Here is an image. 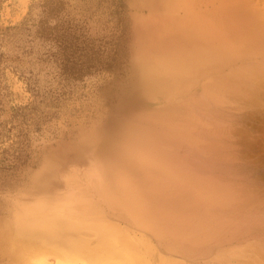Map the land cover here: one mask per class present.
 <instances>
[{
	"label": "rangeland",
	"instance_id": "374dc122",
	"mask_svg": "<svg viewBox=\"0 0 264 264\" xmlns=\"http://www.w3.org/2000/svg\"><path fill=\"white\" fill-rule=\"evenodd\" d=\"M188 1L0 0V264L117 261L93 228L137 218L179 264H264V41Z\"/></svg>",
	"mask_w": 264,
	"mask_h": 264
},
{
	"label": "bare ground",
	"instance_id": "6f19581e",
	"mask_svg": "<svg viewBox=\"0 0 264 264\" xmlns=\"http://www.w3.org/2000/svg\"><path fill=\"white\" fill-rule=\"evenodd\" d=\"M206 5L201 6L200 8L197 7L198 4H200V1L196 0L195 4H192L188 1V4L185 7V16H182L179 21L176 22V27L184 28L186 30H189L192 32L193 35H195L197 38L199 36L205 35L206 38L211 35L214 32V26L217 27V24L215 23V20H211V18L214 17L215 13L221 14L223 18H228V25H225L226 27H229L236 33L238 32L239 34L241 33V36H245V38L248 40V42H252V39L254 40H261L264 41V13L259 9L258 3H256L254 0H205ZM230 19L232 20V23L230 22ZM239 22L242 23V27L240 30L238 29L239 27ZM174 26V25H173ZM224 26V24H223ZM225 28V27H224ZM179 32V30H178ZM216 32V31H215ZM228 32V31H226ZM235 32H232L234 34ZM229 33V32H228ZM235 33V34H236ZM183 34V32H182ZM219 35V34H217ZM237 36V34H236ZM213 37V36H211ZM215 38V36H214ZM214 38L213 41H214ZM229 38V37H228ZM211 40V38L209 39ZM220 43L223 42H229L227 37L223 38L220 36L218 39L216 38ZM215 40V43L217 42ZM187 43V42H186ZM219 46V45H218ZM207 52V51H206ZM220 52V51H219ZM218 53V52H217ZM251 62V61H250ZM199 65V64H198ZM199 82V81H198ZM159 83V82H158ZM257 96H259L257 94ZM256 97V96H255ZM241 102V101H240ZM258 104V103H256ZM242 105V104H241ZM208 116V115H207ZM222 119V118H221ZM220 119V120H221ZM224 119V118H223ZM193 124V123H192ZM181 126V125H180ZM195 124L192 125V128H194ZM197 126V125H196ZM183 127V126H182ZM215 129V128H214ZM182 130V129H181ZM219 132V131H218ZM222 132V131H221ZM227 132V131H226ZM224 133V132H223ZM226 134V133H225ZM228 134V133H227ZM222 135V134H220ZM228 136V135H227ZM230 136V135H229ZM248 136V135H247ZM223 138V137H222ZM232 138V137H231ZM236 140V139H235ZM220 141V140H219ZM218 141V142H219ZM234 141V140H230ZM225 142V141H224ZM235 142V141H234ZM230 143V142H229ZM236 143V142H235ZM218 144V143H217ZM216 144V145H217ZM229 146V145H228ZM220 147V146H219ZM235 147V146H234ZM225 149V148H224ZM223 149V150H224ZM239 150V149H238ZM227 151V150H226ZM240 151V150H239ZM229 152V151H227ZM233 153V152H232ZM241 153V152H240ZM239 153V154H240ZM228 154V153H227ZM236 155V154H235ZM223 156V155H222ZM242 156V155H241ZM229 157H231L229 155ZM224 158V157H223ZM238 160L242 161V159H239L238 156L236 157ZM243 158V156H242ZM232 159V158H231ZM230 159V160H231ZM244 161L246 159H243ZM258 160V159H257ZM260 161V160H258ZM238 162V161H237ZM234 163V162H233ZM239 163V162H238ZM247 163V162H246ZM257 163V161H256ZM232 164V162H231ZM230 164V165H231ZM234 164H237L236 162ZM233 164V165H234ZM248 164V163H247ZM246 164V165H247ZM249 165V164H248ZM259 165V164H258ZM244 166V165H242ZM250 166V165H249ZM236 167V166H235ZM246 167H241L242 169L247 168ZM169 168V167H168ZM188 168V167H187ZM240 168V167H239ZM238 168V169H239ZM250 168V167H248ZM247 168V169H248ZM159 169V168H158ZM171 169V168H170ZM174 169V168H172ZM234 169V168H232ZM252 169V168H251ZM156 170V169H154ZM179 170V169H178ZM182 170V169H181ZM256 170V169H255ZM166 171V170H165ZM174 171V170H172ZM176 171V170H175ZM237 171V169L235 170ZM264 171V170H263ZM181 172V171H180ZM245 172V171H244ZM215 173V172H214ZM151 174V171H150ZM176 174V173H172ZM242 174V173H241ZM154 175V174H153ZM156 175V174H155ZM169 175V174H168ZM223 176V175H222ZM156 177V176H155ZM160 178V177H159ZM166 178V177H165ZM182 178V177H181ZM176 179V178H175ZM169 180V179H168ZM173 180V179H172ZM184 180V179H183ZM163 182V181H162ZM167 182V181H166ZM158 183V182H157ZM162 184V183H161ZM154 186V185H153ZM152 186V187H153ZM156 186V185H155ZM158 186V185H157ZM181 186V185H180ZM97 187V186H96ZM168 187V186H166ZM183 187V185H182ZM185 187V186H184ZM188 187V185H187ZM171 188V187H169ZM158 189V188H157ZM175 189V188H173ZM189 189V188H188ZM161 190V189H160ZM170 190V189H168ZM193 191L196 190V188L192 189ZM259 190V189H258ZM165 191V190H164ZM173 191V190H172ZM182 191V190H181ZM180 191V192H181ZM158 192V191H155ZM255 192V191H254ZM159 193V192H158ZM162 193V192H161ZM172 193V192H171ZM183 193V192H182ZM259 193V192H258ZM257 193V194H258ZM163 194V193H162ZM169 195V193H166ZM114 195V194H113ZM251 195V194H250ZM262 195V194H261ZM153 196V195H152ZM161 196V195H160ZM179 196V194H178ZM257 196V195H256ZM134 198L136 196H133ZM167 197V196H166ZM258 197H260L258 195ZM196 198V197H195ZM261 198V197H260ZM260 198L258 200H260ZM150 200V198H148ZM254 199V198H253ZM262 199V198H261ZM264 199V198H263ZM142 200V199H141ZM161 200H163L161 198ZM201 200V199H200ZM121 201V200H120ZM151 201H153L151 199ZM251 201V200H250ZM249 201V202H250ZM254 201V200H252ZM251 201V202H252ZM256 201V200H255ZM172 203V202H171ZM118 204V203H117ZM122 204V202H121ZM143 205V203L141 202ZM140 204V205H141ZM146 204V203H145ZM175 204V203H173ZM181 204V202L179 203ZM252 204V203H251ZM254 204V203H253ZM263 204V203H262ZM120 205V204H119ZM129 205V204H128ZM189 205V204H188ZM192 205V204H191ZM126 206V205H125ZM135 206V205H134ZM129 207L128 210L131 212L132 215L139 216L141 215V210L136 206L135 207ZM163 206V205H162ZM169 206V204H168ZM261 206V205H260ZM111 207V206H109ZM108 207V208H109ZM144 207V206H143ZM112 208V207H111ZM110 208V209H111ZM145 208V207H144ZM208 208V207H207ZM122 209V208H121ZM147 209V208H145ZM149 209V207H148ZM147 209V210H148ZM164 209V208H163ZM239 209V207H238ZM190 210V209H189ZM119 209L117 210V212ZM157 211V209H156ZM208 211V209H207ZM206 211V212H207ZM241 211V210H239ZM257 211V210H256ZM163 212V211H162ZM191 212V211H190ZM242 212V211H241ZM193 213V212H192ZM216 213V212H215ZM258 213V212H256ZM103 214V213H101ZM171 214V213H170ZM174 214V213H173ZM180 215V212L178 213ZM207 214V213H206ZM124 215V214H123ZM151 215V213H150ZM153 215V214H152ZM118 216V215H117ZM150 216L148 215V218ZM95 218V216H94ZM111 218V217H110ZM114 219H116L114 217ZM113 219V221H115ZM120 218H117L118 220ZM126 219V218H125ZM129 219V218H128ZM138 222L140 223H135L133 225L130 221L136 220L132 219L129 220V223L125 220L124 222L129 224V228H125L124 230L126 231L124 234H122L120 231V228L118 226H110L108 224H100L96 225L93 230L96 233L97 238L103 241L107 246L108 250V258H115L118 259L117 261L115 260L112 262V260L106 261L105 263L103 262H98L96 264H179L178 260H168L169 258L166 259V254H170L174 257H181V251H178V248L176 246L170 247L169 249H165L163 246V237L166 239L167 232H163L164 228L160 227V225L153 226L151 224H148L146 222H141V218H137ZM121 221V220H120ZM119 221V222H120ZM137 221V220H136ZM70 222V221H69ZM100 223V222H99ZM113 223V222H112ZM124 224V223H123ZM126 226V225H125ZM169 238V237H168ZM174 238V237H173ZM204 239V238H203ZM206 239V238H205ZM173 240V239H172ZM200 240V239H199ZM246 240V239H244ZM175 241V240H174ZM178 241V240H177ZM181 242V241H180ZM260 242V240H259ZM258 242V243H259ZM262 243V242H261ZM175 244V243H174ZM179 244V243H176ZM181 244V243H180ZM226 244V243H225ZM171 245V244H170ZM70 246V245H69ZM185 246V244H184ZM187 246V245H186ZM261 246V245H259ZM181 247V246H180ZM215 248V247H214ZM263 247H261L262 249ZM187 249V248H185ZM183 249V250H185ZM190 249V248H189ZM212 249V248H211ZM169 250V251H168ZM264 250V249H263ZM189 251V250H188ZM103 252V251H102ZM184 253V252H183ZM251 253V252H250ZM89 255L86 254L85 258L91 257V253L88 252ZM84 254H82L83 256ZM96 255V254H94ZM105 255V253H104ZM184 255V254H183ZM185 256V255H184ZM97 257V256H96ZM168 257V256H167ZM83 258V257H82ZM182 258V257H181ZM180 258V259H181ZM186 258V256H185ZM179 259V260H180ZM249 259V258H248ZM209 260V259H208ZM105 261V260H104ZM186 261V260H185ZM182 262V261H181ZM187 262V261H186ZM211 262V261H210ZM243 262V261H242ZM252 262V261H250ZM87 263V262H86ZM93 263V262H92ZM94 263V264H95ZM188 263V262H187ZM195 263V262H194ZM248 263V262H246ZM184 264V262H183ZM255 264V263H254Z\"/></svg>",
	"mask_w": 264,
	"mask_h": 264
}]
</instances>
